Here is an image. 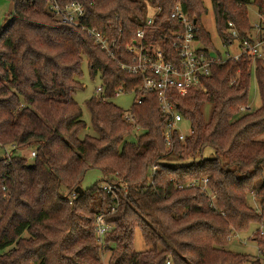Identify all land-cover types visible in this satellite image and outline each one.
I'll list each match as a JSON object with an SVG mask.
<instances>
[{"label":"trees","instance_id":"obj_1","mask_svg":"<svg viewBox=\"0 0 264 264\" xmlns=\"http://www.w3.org/2000/svg\"><path fill=\"white\" fill-rule=\"evenodd\" d=\"M12 1L13 12L0 29V147L13 152L10 159L0 158V264H102L107 251L109 264H264L228 248L233 236L264 219V60H228L212 67L205 92L170 93L193 134L183 142L175 139L168 149V119L158 94L141 92L143 75L118 63L134 62L128 47L150 16L147 0H56L60 7L83 4L81 23L115 42V59L81 27L55 17L52 0ZM148 2L155 10L146 46L160 43L174 54L172 33L182 27L170 16L180 4L198 26V39L215 49L200 24L208 13L203 0ZM211 4L227 46L233 43L230 30L241 37L252 31L248 5L264 16V0ZM85 59L90 77L101 79V91L86 101L93 134L80 137L88 126L74 96L84 89ZM253 74L261 103L242 113ZM120 91L142 99L129 110L135 123L113 102ZM205 104L211 105L208 119ZM135 132L136 140H129ZM28 148L34 158L21 154ZM90 169L103 180L84 189ZM203 179L209 180L216 207L199 188H179ZM107 180L127 185V195L120 188L117 198L106 194ZM77 187L84 192L70 203ZM253 192L258 209L248 203ZM99 214L113 226L105 248L94 232ZM137 229L148 251L135 249ZM254 240L264 255V237L258 233Z\"/></svg>","mask_w":264,"mask_h":264},{"label":"built area","instance_id":"obj_2","mask_svg":"<svg viewBox=\"0 0 264 264\" xmlns=\"http://www.w3.org/2000/svg\"><path fill=\"white\" fill-rule=\"evenodd\" d=\"M49 10L63 23L81 27L96 45L115 59V42H111L105 34L81 23L80 20L85 14L83 4L72 2L65 7H60L56 0H52ZM259 16V22L253 25L252 31L247 37H241L235 29L230 30L233 38L232 44L237 43V47L236 50L226 53L225 57L216 49L213 50L198 39V26L191 21L180 4L175 6L170 16L173 21L182 27L181 31L172 33L171 48L174 50V54H166L160 43L151 46L144 44L147 28L153 23L151 15L144 25L137 29L136 39L133 45L128 47L129 53L135 55L134 62L128 64L118 61V63L122 69L127 70L129 73L143 75L144 78L139 87L141 92L158 94L162 113L168 119L164 129L165 144L168 149L173 147L175 139L183 142L188 136L193 134L190 121L178 112L170 93L184 97L192 90L205 92L206 85L204 80L211 75L212 67L223 64L228 60L239 61L243 57L250 59L252 62L259 59L264 60V16ZM100 91L101 89L99 88L98 93ZM141 101L142 99L139 96L134 103L140 104ZM251 110L252 107L250 105L240 109L242 113ZM125 116L130 122L135 123L130 111L126 112ZM136 130L140 131L139 128H136ZM12 155V151L10 153L6 152L5 158L10 159ZM30 155L34 158L36 153L31 152ZM157 169V166H153L150 173L155 175ZM190 187L199 188L201 192L210 198L211 206L216 207L215 195L209 189L208 179L193 180L179 186L181 189ZM119 188L123 195L126 196L128 189L124 183H111L107 180L102 185L103 191L114 198L118 197ZM76 195L73 193L70 203H72ZM252 195L255 197L254 192ZM256 208L258 209V206ZM112 210L114 211L115 209L113 208ZM258 226L259 235L264 237V219ZM110 229L111 224L106 221L105 215H97L94 222V232L101 245L104 244V238Z\"/></svg>","mask_w":264,"mask_h":264},{"label":"rangeland","instance_id":"obj_3","mask_svg":"<svg viewBox=\"0 0 264 264\" xmlns=\"http://www.w3.org/2000/svg\"><path fill=\"white\" fill-rule=\"evenodd\" d=\"M203 1L205 3V6L208 9V13L202 16L200 24L203 25L204 28L210 33L212 37V41L215 45V49L219 53H221L223 57H225L226 53H228L229 51L236 50L237 43L230 44L228 46L224 45V43L220 39L217 33V30H216L211 0H203ZM146 9H147L148 16L151 15V13L154 12L155 10L153 7H151L150 2H148V0H147ZM248 11H249L250 23H251V26L253 27V25L258 23L260 20L258 8L256 5L250 4L248 5ZM12 12H13V1L12 0H0V29L2 28V26L6 24ZM82 71H83V75L81 78V82L84 85V89L78 91L75 94L74 98L83 110V120L86 122L88 126L87 127L88 130L83 131L80 137H83L87 133L93 134V130L91 129V115H90L89 110L86 107V101L93 96H97L99 94L98 89L101 87V79L99 77H96L95 79H92L90 77V74L88 71V62L86 59L82 63ZM248 98H249V105L252 107L253 110L259 107L261 103L260 93H259L257 79L254 74L251 78ZM135 99H136V95L134 92H123L115 96L113 99V102L117 106L125 110L126 112H129V110L134 104ZM202 111L204 113L205 118L208 119L210 116V112H211V105L205 104L202 108ZM136 134L138 133L135 132L134 135H131L129 137V140H136ZM31 150H32L31 148L25 149L24 151L21 152V154L31 159L32 158L30 155ZM6 152L8 153L11 152L10 147H0V158H5ZM102 180H103V175L101 172H99L96 169H90L87 172L83 180L82 186L84 189H87V188L92 187L96 183L102 182ZM248 203L252 207L258 206L257 202L255 201V197H253L252 194L249 196ZM112 209L108 211V215H111L115 212V210L113 211ZM258 228H259L258 224H255V225H252L248 231L242 232V233H239L233 236L230 240V244L228 248L232 250L233 252L250 255L251 259H257L259 257L264 262L263 252L259 250L258 243L255 242L254 240L255 235L258 234ZM112 230H113V226H111V229L109 232H111ZM105 239L106 237L104 238V244L101 245L102 248H105L106 246ZM134 247L139 252H144V251L149 250V248L144 243V239L139 229L135 231ZM111 257H112V252L110 251L103 253L101 263L109 264ZM247 264H250V263H247Z\"/></svg>","mask_w":264,"mask_h":264},{"label":"water","instance_id":"obj_4","mask_svg":"<svg viewBox=\"0 0 264 264\" xmlns=\"http://www.w3.org/2000/svg\"><path fill=\"white\" fill-rule=\"evenodd\" d=\"M84 192V189L82 187H77L74 191L75 194H82Z\"/></svg>","mask_w":264,"mask_h":264}]
</instances>
